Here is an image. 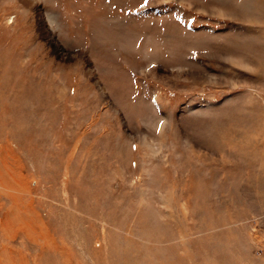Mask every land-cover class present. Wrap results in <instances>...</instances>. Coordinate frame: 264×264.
Instances as JSON below:
<instances>
[{
	"label": "rangeland",
	"instance_id": "rangeland-1",
	"mask_svg": "<svg viewBox=\"0 0 264 264\" xmlns=\"http://www.w3.org/2000/svg\"><path fill=\"white\" fill-rule=\"evenodd\" d=\"M25 1L0 264H264V0Z\"/></svg>",
	"mask_w": 264,
	"mask_h": 264
},
{
	"label": "bare ground",
	"instance_id": "bare-ground-1",
	"mask_svg": "<svg viewBox=\"0 0 264 264\" xmlns=\"http://www.w3.org/2000/svg\"><path fill=\"white\" fill-rule=\"evenodd\" d=\"M27 1V0H26ZM26 1H25V3H26ZM36 2V0H34V3ZM31 3H33V2H31Z\"/></svg>",
	"mask_w": 264,
	"mask_h": 264
},
{
	"label": "snow or ice",
	"instance_id": "snow-or-ice-1",
	"mask_svg": "<svg viewBox=\"0 0 264 264\" xmlns=\"http://www.w3.org/2000/svg\"><path fill=\"white\" fill-rule=\"evenodd\" d=\"M145 2H147V0H145Z\"/></svg>",
	"mask_w": 264,
	"mask_h": 264
}]
</instances>
